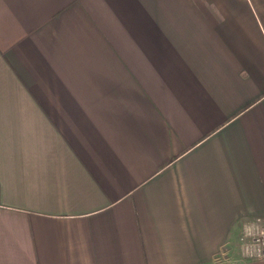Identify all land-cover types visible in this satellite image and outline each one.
<instances>
[{"label":"crops","instance_id":"1","mask_svg":"<svg viewBox=\"0 0 264 264\" xmlns=\"http://www.w3.org/2000/svg\"><path fill=\"white\" fill-rule=\"evenodd\" d=\"M264 0H0V264H264Z\"/></svg>","mask_w":264,"mask_h":264},{"label":"built area","instance_id":"2","mask_svg":"<svg viewBox=\"0 0 264 264\" xmlns=\"http://www.w3.org/2000/svg\"><path fill=\"white\" fill-rule=\"evenodd\" d=\"M241 254L247 258L264 257V222L255 216L243 226Z\"/></svg>","mask_w":264,"mask_h":264},{"label":"rangeland","instance_id":"3","mask_svg":"<svg viewBox=\"0 0 264 264\" xmlns=\"http://www.w3.org/2000/svg\"><path fill=\"white\" fill-rule=\"evenodd\" d=\"M249 220H246L245 223H248ZM242 233H243V230H242Z\"/></svg>","mask_w":264,"mask_h":264}]
</instances>
